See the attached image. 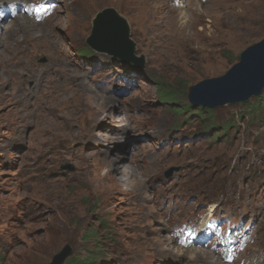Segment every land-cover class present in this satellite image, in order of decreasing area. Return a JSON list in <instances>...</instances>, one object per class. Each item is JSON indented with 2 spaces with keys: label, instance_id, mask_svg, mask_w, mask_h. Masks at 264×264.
<instances>
[{
  "label": "rangeland",
  "instance_id": "374dc122",
  "mask_svg": "<svg viewBox=\"0 0 264 264\" xmlns=\"http://www.w3.org/2000/svg\"><path fill=\"white\" fill-rule=\"evenodd\" d=\"M31 3L55 11L37 20ZM148 3L138 32L112 0H0V264H48L65 244L67 260L89 264H208L181 252L190 248L219 264H264V88L211 116L187 100L191 84L222 75L264 37V0ZM106 7L126 20L142 60L89 45ZM155 83L172 100L158 101ZM111 96L110 116L92 119ZM79 99L89 109L63 127L56 113ZM112 160L125 182L109 192ZM208 210L251 222L237 261L172 237Z\"/></svg>",
  "mask_w": 264,
  "mask_h": 264
},
{
  "label": "water",
  "instance_id": "95a60500",
  "mask_svg": "<svg viewBox=\"0 0 264 264\" xmlns=\"http://www.w3.org/2000/svg\"><path fill=\"white\" fill-rule=\"evenodd\" d=\"M87 41L90 46L126 62L143 59L142 56L134 54V42L129 36L126 20L111 7L103 8L96 13ZM263 88L264 37L242 50L238 61L222 75L191 84L187 89V100L191 107L213 109L258 96ZM71 254V246L65 244L53 254L48 264H64Z\"/></svg>",
  "mask_w": 264,
  "mask_h": 264
},
{
  "label": "bare ground",
  "instance_id": "6f19581e",
  "mask_svg": "<svg viewBox=\"0 0 264 264\" xmlns=\"http://www.w3.org/2000/svg\"><path fill=\"white\" fill-rule=\"evenodd\" d=\"M40 1V0H39ZM51 1H53V0H51ZM57 1V0H56ZM91 0H81V5L82 6H84L85 8L86 7H88V2H90ZM113 2H115V3H117L118 5H120L121 7L122 6H124L126 9H129L130 11H132V14H131V18L132 19H134V21H135V23H136V29H137V31L138 32H140V28H138V27H140L139 25H140V22L142 21V18H141V14L144 12V11H146V10H149L150 9V5H149V3H148V0H112ZM42 2V1H41ZM36 3V2H35ZM34 3V4H35ZM50 3V2H49ZM49 3H47V4H49ZM45 4V3H44ZM15 6H16V4H14ZM49 6H51V5H49ZM25 7V6H24ZM28 8V10L26 11L27 12V14L29 13H32L33 12V9L32 8H30L29 6L27 7ZM54 8V7H53ZM52 9V8H51ZM50 9V10H51ZM7 9H5V11H6ZM54 11H55V9H54ZM54 11H53V9H52V11L50 12V14L51 13H54ZM49 14V15H50ZM24 15H26V13H24ZM7 16H11L10 15V12L8 13L7 12ZM18 15L16 14H14V18H15V22H17V21H20L21 20V18H18L17 17ZM27 17H28V15H26ZM43 16V15H42ZM41 16V17H42ZM29 18V17H28ZM47 19V18H46ZM45 18H44V20L43 21H45L46 20ZM50 19V18H49ZM41 20V19H40ZM34 22V21H33ZM14 24V23H13ZM33 26V25H32ZM33 27H35V26H33ZM28 31V30H27ZM42 31V30H41ZM30 32V31H29ZM27 33V32H26ZM25 34V33H24ZM31 34V33H30ZM28 35V34H27ZM26 36V35H25ZM44 36V35H43ZM32 37V36H31ZM29 38V37H28ZM43 39V38H42ZM27 41H29V40H27ZM54 43H57V42H54ZM29 44V43H28ZM52 46V45H51ZM170 50H172V43L170 44ZM65 61V60H64ZM81 88H83V90H84V92H83V95H85V94H87V93H90V91H91V89L87 86V84L86 83H84L83 81H81ZM64 92V91H63ZM59 91H57V92H55V93H53L50 97H49V100L47 101V102H50V100H53L56 96H58L59 95ZM5 96V95H4ZM113 99H116L115 98V96H111V97H107V99H106V101H104V102H102V104H99L98 106H95L94 107V110H93V112H92V119H94V118H97V117H99L98 116V114H103L104 115V118L106 117V116H110V115H108L107 113H105V111L103 110V108H104V106H106L107 104H108V101H111V100H113ZM81 103V104H80ZM66 105H67V107H66V109L68 108V113H66V114H64L63 115V113H61V112H57L56 114H57V116L59 117V118H61L62 119V126L63 127H67V126H69L70 125V122L71 121H73L74 122V119H75V117H76V114H77V112L80 110V108L79 107H83V108H86V109H89L88 107H86V105L85 106H82V105H84V101L82 100V99H79V100H75V102H68V103H66ZM47 109H48V107H46ZM91 110V109H90ZM46 112V111H45ZM41 114H45V113H41ZM61 125L59 126L60 128H63ZM72 126V125H71ZM82 135L81 136H83V135H85V132L84 131H82V133H81ZM70 135H71V133H66V134H64L63 135V137L61 138L62 140H69L70 139ZM81 138V137H80ZM68 143V142H67ZM110 167H111V169L112 170H115V172L116 173H119V174H117V175H112V176H109L108 177V181H109V192H113V191H117V190H119V186L121 185V183L122 182H125V180H124V178L121 176L122 175V173H120V170L118 169V166L116 167L115 166V161L114 160H112V161H110ZM86 172H88V171H86ZM127 173H128V171H127ZM129 176V175H128ZM107 181V182H108ZM141 198H142V196H141ZM209 214V213H208ZM169 239L172 241L173 239H171L170 237H169ZM191 246V245H190ZM181 252H186V253H188L189 254V256H190V258L191 259H193V260H195L196 258H198L199 257V255H200V253H202L201 254V256L202 257H204L205 259H206V262L208 263V264H219V263H217L216 261H211V260H209V256H208V254H205L202 250H199V249H196V248H190V249H187L186 251H184L183 249L181 250Z\"/></svg>",
  "mask_w": 264,
  "mask_h": 264
},
{
  "label": "trees",
  "instance_id": "16d2710c",
  "mask_svg": "<svg viewBox=\"0 0 264 264\" xmlns=\"http://www.w3.org/2000/svg\"><path fill=\"white\" fill-rule=\"evenodd\" d=\"M154 88L157 91V98L158 101H164V100H172L174 96V92L172 88L170 87H163L161 84H154ZM200 113H207L209 116H211L212 111L210 109H205L203 107L199 108ZM90 257L86 258L84 261H81L79 259L69 258L64 264H89L90 263Z\"/></svg>",
  "mask_w": 264,
  "mask_h": 264
},
{
  "label": "snow or ice",
  "instance_id": "6c2138e0",
  "mask_svg": "<svg viewBox=\"0 0 264 264\" xmlns=\"http://www.w3.org/2000/svg\"><path fill=\"white\" fill-rule=\"evenodd\" d=\"M25 10L27 11L28 9H25ZM35 11L37 13L36 18H37V20H39L40 19V15L39 14H41V13L47 14L50 11V9L48 7H46V6H44V5H40V6L35 8ZM0 15H3V13H0ZM192 235L194 236L195 232H192ZM227 259L229 261H231L233 259V256L231 254H229L227 256Z\"/></svg>",
  "mask_w": 264,
  "mask_h": 264
}]
</instances>
